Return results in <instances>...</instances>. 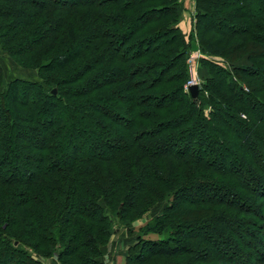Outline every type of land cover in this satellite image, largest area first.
I'll list each match as a JSON object with an SVG mask.
<instances>
[{"label": "trees", "instance_id": "trees-1", "mask_svg": "<svg viewBox=\"0 0 264 264\" xmlns=\"http://www.w3.org/2000/svg\"><path fill=\"white\" fill-rule=\"evenodd\" d=\"M213 3L185 36L181 0H0V50L38 79L0 67V264H105L115 225L162 204L124 264H264V0Z\"/></svg>", "mask_w": 264, "mask_h": 264}, {"label": "rangeland", "instance_id": "rangeland-1", "mask_svg": "<svg viewBox=\"0 0 264 264\" xmlns=\"http://www.w3.org/2000/svg\"><path fill=\"white\" fill-rule=\"evenodd\" d=\"M223 1H226V0H223ZM213 3V5H216V2H222V0H207V6L210 7L211 6V3ZM180 9L181 10H184V5L182 4V0H181V5H180ZM192 25H194V23H192ZM226 25V26H225ZM224 26L223 25H220L219 27L222 29V30H226V27H228V25H230V23H226ZM193 29V27H192ZM190 53L188 54L187 58H186V61H185V66L187 67V73H188V78L190 76V69L189 67L187 66V59L189 58L191 52H195L199 55V58L197 59V72H198V79L200 80V88H201V84H202V80L203 78H206L208 75L207 73L205 72V69L201 66H199V61L201 59H204V58H208L207 55L202 52L201 50H199L198 47H194L192 48L190 51ZM0 67H1V71H2V75H3V83L5 84L6 82L10 81V80H13V79H16V78H21V79H24V80H28V81H38V79L36 78V71L34 70H24L22 68H20L19 66L15 65L12 60L7 57L6 54H4L1 50H0ZM188 78H187V81H188ZM187 83V82H186ZM185 83V85H186ZM184 85V86H185ZM88 109H94V107L92 105H89ZM262 119L264 120V111H260L259 112ZM125 118L128 119V117L125 115L124 116ZM118 124L122 125L123 124V121H117ZM37 134H41V132H37ZM37 135V136H38ZM109 136H111L110 134H107ZM31 141L35 142V143H38L39 141H37L36 138H31ZM206 141H208V139H206ZM92 142V141H91ZM198 142L197 139H193V144L191 145V147L189 148V150H186L187 153H193L195 152V144ZM92 145V143H89V145ZM116 146H120V143H116L115 144ZM92 148V147H91ZM178 148V147H177ZM176 149V147H175ZM174 149V150H175ZM207 149V148H206ZM92 150H89L88 152H90ZM95 151V150H94ZM97 151V150H96ZM206 152L203 153L202 156L206 157V158H210V157H213L214 154L212 153V151L210 152H207V150H205ZM264 157V149L261 150V159ZM70 160V158L68 157H64V156H61V158L59 159L58 161V164L59 166H61L62 164H66L68 163V161ZM222 162H225L223 161L220 157H218V159L216 160V165H221ZM258 163V162H257ZM229 165V167H232L234 166L233 168H246V166H248V161L247 159L244 160L242 159L241 157H239V161L238 163H235L234 165H231L229 163H227ZM259 164V163H258ZM258 164H255L254 166L255 167H259ZM252 172H255L254 170ZM251 172V175H248L247 178L250 179V183H252V177L254 174H252ZM206 195H208L209 193L208 192H205ZM220 196H217L216 198L218 199ZM191 195L190 194H185L182 196L181 198V201H190L191 199ZM222 198L224 200H227L229 197L227 195H224L222 196ZM262 200L261 201H258V205H261L262 204ZM256 206V205H255ZM163 208V204L162 205H157L153 208H151L152 210L145 216H143L142 218H139L137 220L134 221V225L132 227V229H130V231L126 230L125 228H123L121 225H115V229L116 231L114 232V234L111 236V241L110 243L106 246V249L104 251H106V254L103 256V261L105 264H124V258L127 254V249L129 247H131L132 245L135 244V241L137 239V236L138 234H140V228L146 223L148 222L152 217L156 216V215H159L162 213V209ZM263 212L264 213V207H262V209H260V212ZM262 214V213H261ZM237 231L243 235V237H247L248 235H246L243 230H241L240 228L238 229L237 228ZM196 231L195 230H191V231H188L185 235V237H190L191 235H193ZM258 234V232H257ZM144 239L146 240H161L163 237L161 235H158V234H151L149 233V235H145V236H142ZM220 247L223 248V245H220ZM264 249V247H263ZM212 252H214L212 250ZM142 255L144 256L146 254V252H142ZM105 258V260H104ZM154 260V259H153ZM153 260L151 259V262L150 264H155V262H153ZM159 260V259H158ZM168 261V259H164V260H161L160 259V262L159 264H166V262ZM47 264H59L57 263L55 257L51 258L50 260H48L46 262Z\"/></svg>", "mask_w": 264, "mask_h": 264}, {"label": "crops", "instance_id": "crops-1", "mask_svg": "<svg viewBox=\"0 0 264 264\" xmlns=\"http://www.w3.org/2000/svg\"><path fill=\"white\" fill-rule=\"evenodd\" d=\"M182 4L184 5V10L181 12L179 28L182 34L186 36L192 31L193 17L195 14V0H182ZM103 254L105 255L106 251H103Z\"/></svg>", "mask_w": 264, "mask_h": 264}, {"label": "built area", "instance_id": "built-area-1", "mask_svg": "<svg viewBox=\"0 0 264 264\" xmlns=\"http://www.w3.org/2000/svg\"><path fill=\"white\" fill-rule=\"evenodd\" d=\"M199 58V55L195 52H191L189 58L187 59V66L190 69V76L188 78V81L186 85L184 86L185 92H187L188 87L190 86H198L200 89V80L198 79V72H197V59Z\"/></svg>", "mask_w": 264, "mask_h": 264}, {"label": "water", "instance_id": "water-1", "mask_svg": "<svg viewBox=\"0 0 264 264\" xmlns=\"http://www.w3.org/2000/svg\"><path fill=\"white\" fill-rule=\"evenodd\" d=\"M198 91H199L198 86L193 85V86L188 87V94H190V96H191V98H192L193 100H196V99H197V97H198V95H199V94H198ZM52 94H53V95L56 94L55 90L52 91Z\"/></svg>", "mask_w": 264, "mask_h": 264}]
</instances>
